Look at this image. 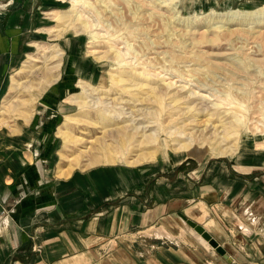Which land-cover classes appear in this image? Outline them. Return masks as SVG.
<instances>
[{
  "label": "rangeland",
  "instance_id": "1",
  "mask_svg": "<svg viewBox=\"0 0 264 264\" xmlns=\"http://www.w3.org/2000/svg\"><path fill=\"white\" fill-rule=\"evenodd\" d=\"M13 6L0 0V17ZM25 30L0 138L28 150L39 188L264 177V0H28ZM246 199L228 213L243 233Z\"/></svg>",
  "mask_w": 264,
  "mask_h": 264
},
{
  "label": "crops",
  "instance_id": "2",
  "mask_svg": "<svg viewBox=\"0 0 264 264\" xmlns=\"http://www.w3.org/2000/svg\"><path fill=\"white\" fill-rule=\"evenodd\" d=\"M13 7L0 17V97L28 25V0ZM15 85L11 77L8 91ZM1 140L0 201L7 203L0 212L9 210L7 227L0 226V264H264V177L246 172L198 183L150 175L124 186L121 177L73 174L50 178L44 189L28 150ZM246 198L256 221L244 234L228 213ZM181 217L202 226L227 259L187 231Z\"/></svg>",
  "mask_w": 264,
  "mask_h": 264
},
{
  "label": "water",
  "instance_id": "3",
  "mask_svg": "<svg viewBox=\"0 0 264 264\" xmlns=\"http://www.w3.org/2000/svg\"><path fill=\"white\" fill-rule=\"evenodd\" d=\"M186 226L191 229L196 235H198L216 254L224 259H227L225 251L218 243L207 233V231L200 226L184 217H181Z\"/></svg>",
  "mask_w": 264,
  "mask_h": 264
},
{
  "label": "built area",
  "instance_id": "4",
  "mask_svg": "<svg viewBox=\"0 0 264 264\" xmlns=\"http://www.w3.org/2000/svg\"><path fill=\"white\" fill-rule=\"evenodd\" d=\"M7 216L4 210H1L0 212V226L6 225Z\"/></svg>",
  "mask_w": 264,
  "mask_h": 264
},
{
  "label": "bare ground",
  "instance_id": "5",
  "mask_svg": "<svg viewBox=\"0 0 264 264\" xmlns=\"http://www.w3.org/2000/svg\"><path fill=\"white\" fill-rule=\"evenodd\" d=\"M72 1H75V0H72ZM81 2V0H79Z\"/></svg>",
  "mask_w": 264,
  "mask_h": 264
}]
</instances>
